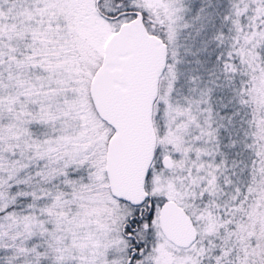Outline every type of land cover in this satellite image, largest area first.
Wrapping results in <instances>:
<instances>
[{
    "label": "snow or ice",
    "instance_id": "6c2138e0",
    "mask_svg": "<svg viewBox=\"0 0 264 264\" xmlns=\"http://www.w3.org/2000/svg\"><path fill=\"white\" fill-rule=\"evenodd\" d=\"M0 264H264V0H0Z\"/></svg>",
    "mask_w": 264,
    "mask_h": 264
}]
</instances>
